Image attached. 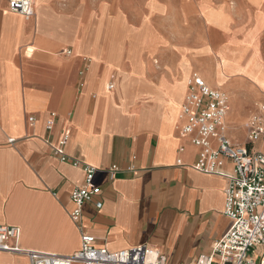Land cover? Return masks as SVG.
<instances>
[{"label": "crops", "instance_id": "1", "mask_svg": "<svg viewBox=\"0 0 264 264\" xmlns=\"http://www.w3.org/2000/svg\"><path fill=\"white\" fill-rule=\"evenodd\" d=\"M148 1L35 0L27 19L0 0V225L21 228L22 248L73 256L88 234L112 251L145 244L169 264H182L210 255L230 228L225 190L233 162L225 160L223 175L196 170L201 148L193 143L196 133L181 131L179 114L192 74L202 72L211 88L232 95L226 119L232 143L264 154V138L249 142L251 118H264V87L243 73L223 88L217 84L216 52L202 51L211 42L200 0H157L171 2L151 16L171 42L161 47L159 65L135 54ZM206 1L232 13L231 28L247 19L231 10L232 0ZM254 46L264 69V24ZM64 133L66 153L99 169L103 206L85 203L78 221L71 193L85 171L51 146ZM112 166L119 171L110 173ZM263 251L259 246L253 256ZM0 264L31 261L0 251Z\"/></svg>", "mask_w": 264, "mask_h": 264}, {"label": "built area", "instance_id": "2", "mask_svg": "<svg viewBox=\"0 0 264 264\" xmlns=\"http://www.w3.org/2000/svg\"><path fill=\"white\" fill-rule=\"evenodd\" d=\"M10 9L30 19L34 15V0H9ZM230 103L225 92L211 88L197 72L193 73L188 93L182 105L185 122L181 131L196 133L193 143L201 148L194 168L202 173L223 175L225 160L233 162V172L227 174L225 190V215L231 220L228 231L217 240L210 255H202L192 262L182 264H264V251L258 258L253 256L255 248L264 245V154L248 145L232 143L227 135L225 117ZM264 109V105L262 106ZM55 114L47 121V129L53 130ZM34 120V118H30ZM264 138V118L255 114L249 125V142ZM69 135L64 133L59 142L51 145L62 161L82 166L85 171L84 183L71 193L74 208L73 220H80L83 206L96 201L97 208L103 203L97 200L101 188L96 183L98 168L71 158L66 153ZM119 171L112 166L109 172ZM21 228L0 225V251L24 253L31 264H169L162 252L149 245L112 251L96 245V237L83 234L81 248L73 256L27 250L20 246Z\"/></svg>", "mask_w": 264, "mask_h": 264}, {"label": "rangeland", "instance_id": "3", "mask_svg": "<svg viewBox=\"0 0 264 264\" xmlns=\"http://www.w3.org/2000/svg\"><path fill=\"white\" fill-rule=\"evenodd\" d=\"M230 3L231 10H234L236 14L245 13L247 16L244 22L239 23L234 28H231V24L235 23L236 20L229 18L232 13L226 15L224 7L216 9L206 0L199 1V10L205 16L211 42L210 46H205L202 51L213 52L215 50L217 58L216 82L220 87L223 88L230 79L240 78L241 76L236 75L237 73L247 74L264 87V69L260 64V53L254 46V41L264 24V0H232ZM147 6L148 12L141 22V27H145V32L142 35L134 36V52L137 55L147 53L148 57L154 61V64L159 65L158 53L162 46L169 44L171 41L167 36L155 29L151 16L156 12L170 10L171 2L150 0L147 2ZM110 25L114 24L110 21ZM173 46L177 48L175 44ZM251 46H254L255 50L243 66L241 62L248 54ZM186 57V53L183 51L179 65L183 64ZM122 59H125V57ZM222 63L224 64L222 65ZM182 72L184 75L187 72L186 68L182 67ZM198 74L206 78L204 73L199 72ZM226 92L231 103L232 95L230 92Z\"/></svg>", "mask_w": 264, "mask_h": 264}, {"label": "bare ground", "instance_id": "4", "mask_svg": "<svg viewBox=\"0 0 264 264\" xmlns=\"http://www.w3.org/2000/svg\"><path fill=\"white\" fill-rule=\"evenodd\" d=\"M34 2H35V0H34ZM222 91L226 93V95H227V97H228V100H229V103H230V98H229L228 93H227L226 91H224V90H222ZM181 115H182V107H181V111H180V114H179V118L181 117ZM227 116H228V114H227ZM227 116L225 117V121H226V119H227Z\"/></svg>", "mask_w": 264, "mask_h": 264}]
</instances>
